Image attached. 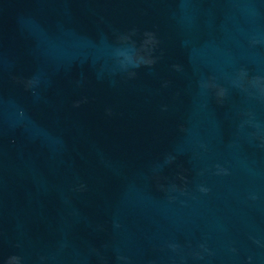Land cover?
I'll list each match as a JSON object with an SVG mask.
<instances>
[{
  "label": "clouds",
  "instance_id": "clouds-1",
  "mask_svg": "<svg viewBox=\"0 0 264 264\" xmlns=\"http://www.w3.org/2000/svg\"><path fill=\"white\" fill-rule=\"evenodd\" d=\"M149 35H152V34H150L149 33ZM153 36V35H152ZM154 37V36H153ZM146 63H152V61L151 60H149V61H145Z\"/></svg>",
  "mask_w": 264,
  "mask_h": 264
}]
</instances>
